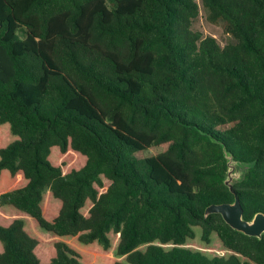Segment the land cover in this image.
Listing matches in <instances>:
<instances>
[{
  "label": "trees",
  "instance_id": "trees-1",
  "mask_svg": "<svg viewBox=\"0 0 264 264\" xmlns=\"http://www.w3.org/2000/svg\"><path fill=\"white\" fill-rule=\"evenodd\" d=\"M0 0V264H264V0Z\"/></svg>",
  "mask_w": 264,
  "mask_h": 264
},
{
  "label": "water",
  "instance_id": "water-1",
  "mask_svg": "<svg viewBox=\"0 0 264 264\" xmlns=\"http://www.w3.org/2000/svg\"><path fill=\"white\" fill-rule=\"evenodd\" d=\"M224 155L227 158V175L224 179L225 185L234 193V200L232 202H223L217 204H210L204 210V215L211 213H219L223 220L233 229L242 232L249 236L260 238L264 233V213L256 212L250 220L243 217V208L239 197L233 190V181L239 179L242 175L235 172V164L245 166L243 163L233 159L232 155L224 150Z\"/></svg>",
  "mask_w": 264,
  "mask_h": 264
},
{
  "label": "rangeland",
  "instance_id": "rangeland-1",
  "mask_svg": "<svg viewBox=\"0 0 264 264\" xmlns=\"http://www.w3.org/2000/svg\"><path fill=\"white\" fill-rule=\"evenodd\" d=\"M199 3V16L193 23V28L201 31L204 35H212L214 36L221 45L225 44L227 41L230 40V36H228L222 28L221 23H211L206 19V11L201 6L200 0H197ZM245 170V166H239L235 164V172L240 173Z\"/></svg>",
  "mask_w": 264,
  "mask_h": 264
}]
</instances>
